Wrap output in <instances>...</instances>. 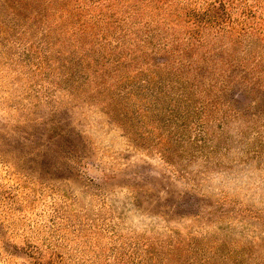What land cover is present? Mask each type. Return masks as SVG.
<instances>
[{
	"label": "rangeland",
	"instance_id": "obj_1",
	"mask_svg": "<svg viewBox=\"0 0 264 264\" xmlns=\"http://www.w3.org/2000/svg\"><path fill=\"white\" fill-rule=\"evenodd\" d=\"M211 1L153 0L128 33L184 45ZM68 4L0 0V264H264V0L205 28L189 101L179 56L143 70L125 24L79 32Z\"/></svg>",
	"mask_w": 264,
	"mask_h": 264
},
{
	"label": "trees",
	"instance_id": "obj_2",
	"mask_svg": "<svg viewBox=\"0 0 264 264\" xmlns=\"http://www.w3.org/2000/svg\"><path fill=\"white\" fill-rule=\"evenodd\" d=\"M156 1H158L159 4H164L168 1L171 2L175 0ZM151 2H153V0H89L88 3L85 0H75V2H73V0H69L67 13L68 15L72 16L73 20L78 21L77 25H80L79 32H91L94 29V25H92L89 21L92 19L95 20V24H97L98 26H103V24H101L102 22L114 18L115 21L112 22L113 25L118 24L121 28L124 26L122 24H125L127 26L126 29L122 28V31L124 33L123 38H129V40L134 42V45H136L134 47H132L133 44L129 46L132 49V52L137 51V48L141 47L142 45L141 51L143 52H147L150 48V53L147 54V56H152L151 60L153 59V56L156 55H170L175 59L176 62L177 59H179V63H181L182 67L179 68L178 72L171 73L170 77L172 80L170 81L172 83V86L178 85L180 91L178 95L182 100H193V97L190 95L189 85L191 84V86H195L196 84L190 82H192V79L193 81H195L198 76L193 77L190 72H188L187 74L184 73L183 67L186 66V62L189 60V58L193 57L194 51L199 49L200 46H204L201 35L203 34L205 28H216V37H219L217 35L223 34V32H237L239 30L238 28H235L234 25L236 21L240 25L241 21L239 19H233L231 10L234 8H238L236 7V4H239L241 0H238V2L237 0H214L213 2H208L204 10L198 8L188 9L186 12V17L188 18L187 22L192 25V28H190L186 32L188 37H186L187 42L184 45L182 42H180L179 37H176L172 41L164 40L163 36H160L159 27L152 28L151 25L153 24V22H151V24L145 23L147 25V29L145 32V36H142L141 39L135 37L137 36V34H135L134 32L128 33V31H131V29H133V27L137 25L136 21L139 20V16H142V14L145 12V7L143 5ZM75 3H80L81 5L76 6ZM258 3H260V1ZM155 9H162V7L160 5H157ZM61 11H63V8L61 9ZM251 13L252 12L249 11L248 8H244L242 10L241 16L243 17V22L247 21V18L249 15H251ZM87 14L91 15V17H89L90 19L87 18ZM158 22L159 24L161 23L160 21ZM72 25L76 26L75 23H73ZM110 30L111 27L107 30L103 29L101 39H105L106 42L101 46L104 51H106L107 48L110 47L112 50H114L115 48H119V51L121 52L122 47L112 46V42L110 41ZM213 39L218 38L213 37ZM171 44L172 46H170ZM82 47H86V45H83ZM74 48L78 49L76 45L74 46ZM92 48L93 46H90L87 49ZM112 50L108 53L103 52V57H107V55L111 57L113 55ZM86 52H89V50H86ZM176 55L179 56V58L176 59ZM187 56L189 58H186ZM122 59L125 60L127 59V57L120 56V58L116 61L119 62ZM145 59H147V62L142 60L140 64L142 65L143 70L151 71L153 69L156 70L161 68V70L169 71V68L165 67L167 62H164L160 66L159 63H155L153 60L152 62H150L148 58L145 57ZM169 63L171 67L175 65L174 62L170 61ZM191 64L192 62L189 61V64L187 65L191 66ZM133 77L135 78V76ZM152 79H156V76H152Z\"/></svg>",
	"mask_w": 264,
	"mask_h": 264
}]
</instances>
